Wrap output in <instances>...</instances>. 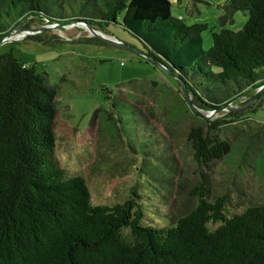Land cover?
Segmentation results:
<instances>
[{
    "label": "trees",
    "instance_id": "trees-1",
    "mask_svg": "<svg viewBox=\"0 0 264 264\" xmlns=\"http://www.w3.org/2000/svg\"><path fill=\"white\" fill-rule=\"evenodd\" d=\"M171 6V0H0V40L34 16L120 26L205 112L264 84V0H226L220 24L232 22L235 12L247 20L237 31L211 32L207 50L201 37L207 25H185L171 16ZM102 91L108 106L103 120L110 123L115 113L114 131L119 136L123 130L129 149L146 155L152 141H135V116L119 115L110 90ZM57 96L47 73L10 50L0 54V264H264V204L228 216L223 197L210 201L202 192L185 215L163 227L144 223L143 202L132 196L93 204L85 179L67 176L55 159ZM263 106L261 93L245 110L202 120L214 131ZM188 137L203 164L231 152L229 143L199 127Z\"/></svg>",
    "mask_w": 264,
    "mask_h": 264
},
{
    "label": "rangeland",
    "instance_id": "rangeland-1",
    "mask_svg": "<svg viewBox=\"0 0 264 264\" xmlns=\"http://www.w3.org/2000/svg\"><path fill=\"white\" fill-rule=\"evenodd\" d=\"M171 2L173 18L185 25H207L201 33L204 50L211 45V32L223 28L237 31L247 20V15L235 12L232 22L220 24L226 0ZM78 19L25 18L13 28L23 31L1 44L0 54L10 50L26 66L47 73L50 83L58 87L54 156L67 176L85 179L93 204L113 205L132 196L143 202L144 223L159 227L173 225L202 192L210 201L223 197L228 216L264 204V106L248 118L213 131L202 118L212 121L228 110L210 114L190 103L192 108L166 71L131 49L143 51L120 26H91L96 33L122 44L97 38L103 44L96 45L87 40L94 36ZM53 23L67 25L29 31ZM34 36L42 41L36 42ZM102 88L110 90L119 115L131 112L135 116L131 131L135 141L146 136L152 141L146 155L129 149L123 130L119 136L114 131L115 113L111 124L103 120L102 110L108 106ZM255 91H247L229 105L237 107ZM255 102L257 98L242 110ZM194 127L225 140L231 152L207 164L196 160L188 137Z\"/></svg>",
    "mask_w": 264,
    "mask_h": 264
},
{
    "label": "water",
    "instance_id": "water-1",
    "mask_svg": "<svg viewBox=\"0 0 264 264\" xmlns=\"http://www.w3.org/2000/svg\"><path fill=\"white\" fill-rule=\"evenodd\" d=\"M81 23L85 24L86 26H88V28L91 30V33L93 34L94 37L98 38L99 40L101 41H104V42H107V43H112V44H119V45H122L120 42H117L116 40H112V39H109V38H106L104 36H102L101 34H98L95 32V30L91 27L90 24H87L85 23L83 20L81 21ZM64 25H67V24H64ZM63 24H59V23H53L52 25L50 26H47V27H43L41 29H33V30H29L32 33H37V32H40V31H44V30H48V29H56V28H59V27H63L64 26ZM23 30L21 29H14L12 31H10L7 35L3 36L0 40V45L3 44L4 42L8 41L10 39V37L15 34V33H20L22 32ZM29 31L25 30V32H27V34H30ZM135 53H137L138 56H140L141 58L145 59L146 61H149L150 63H152L153 65H156L158 68L160 69H163L164 71H166L171 77L172 75L167 71V69H165L162 65H160L159 63H157L156 61H154L151 57H149L144 51H141V50H138V49H134V48H131ZM173 78V77H172ZM174 79V78H173ZM180 88V91L184 97V99L190 104V100H189V97H188V94L185 90V87L183 84H181V86L179 87ZM264 88V84L261 85L260 87H258L255 91V93L250 96L247 100L241 102L238 104L237 107H233L231 105H226L222 108H220L218 111H211L209 112L210 114L212 113H217L219 111H222V110H233V111H240L242 110L245 106H247L248 104L252 103L256 98L257 96L259 95V93L261 92V90ZM191 105V104H190ZM191 107L193 108V106L191 105Z\"/></svg>",
    "mask_w": 264,
    "mask_h": 264
},
{
    "label": "bare ground",
    "instance_id": "bare-ground-1",
    "mask_svg": "<svg viewBox=\"0 0 264 264\" xmlns=\"http://www.w3.org/2000/svg\"><path fill=\"white\" fill-rule=\"evenodd\" d=\"M17 34H19V33H17ZM13 36V35H12ZM10 40H12L11 38H10Z\"/></svg>",
    "mask_w": 264,
    "mask_h": 264
},
{
    "label": "flooded vegetation",
    "instance_id": "flooded-vegetation-1",
    "mask_svg": "<svg viewBox=\"0 0 264 264\" xmlns=\"http://www.w3.org/2000/svg\"><path fill=\"white\" fill-rule=\"evenodd\" d=\"M12 30H13V29H12ZM12 30H11V31H12ZM8 33H9V32H8Z\"/></svg>",
    "mask_w": 264,
    "mask_h": 264
}]
</instances>
